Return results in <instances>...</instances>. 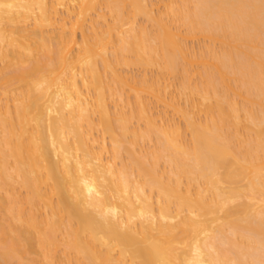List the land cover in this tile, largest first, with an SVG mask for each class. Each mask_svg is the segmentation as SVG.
I'll return each instance as SVG.
<instances>
[{"label":"bare ground","instance_id":"bare-ground-1","mask_svg":"<svg viewBox=\"0 0 264 264\" xmlns=\"http://www.w3.org/2000/svg\"><path fill=\"white\" fill-rule=\"evenodd\" d=\"M0 264H264V0H0Z\"/></svg>","mask_w":264,"mask_h":264}]
</instances>
